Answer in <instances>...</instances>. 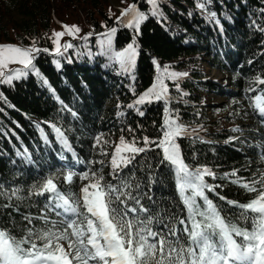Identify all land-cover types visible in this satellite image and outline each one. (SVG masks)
<instances>
[{
    "label": "trees",
    "instance_id": "1",
    "mask_svg": "<svg viewBox=\"0 0 264 264\" xmlns=\"http://www.w3.org/2000/svg\"><path fill=\"white\" fill-rule=\"evenodd\" d=\"M116 2L0 0V44L31 47L35 42L36 47L50 50L41 51L34 60L47 85L32 72L13 79L11 85L0 84V93L7 100L0 101V227L18 237L28 227L42 228L43 221L37 219L42 214L58 219L46 208L48 194H31L33 184L55 175L62 189L71 187L79 192L84 185L79 178L71 186L64 182L62 173L69 166L62 163L63 157L80 173L102 171L105 179L111 180V156L120 137L135 139L137 146H143L144 137L157 140L162 135L166 107L174 118L178 115V122L189 133L178 138L185 163L192 168L206 166L216 173L214 178L206 177L208 183L218 185L207 195L222 214L237 218L240 209L220 197L240 203L254 198V193L233 183L235 177H225V173L235 172L245 181L259 179L256 174L264 171V160L256 147L234 139L233 125L226 126L221 119L213 121L204 112L206 92L225 95L227 90L226 83L207 80L203 71L205 63L230 71L232 83L240 89L232 94L243 90L253 100L259 90L264 92V84L256 82L257 77L264 79V0H159L157 16L150 14L146 0ZM133 3L148 14L139 34L116 21ZM200 3L205 5L203 9ZM64 25H77L81 31L75 38L68 34L60 38L61 44L70 42L73 47L56 55L51 51L55 47L53 33L66 32ZM112 27L117 28L112 39L114 51L123 50L134 37L138 44L130 71L104 54L107 45L102 41L107 38L102 34ZM90 32L91 36L81 39ZM156 62L188 75L177 81L165 80L170 98L167 105L163 101L136 104L155 82ZM15 67L22 66L9 65ZM251 117L255 137L264 138V117L257 109ZM53 124L64 133L71 150L60 142ZM101 133L108 143L97 145L95 137ZM161 159V150L153 144L136 157L134 169L130 165L121 175L139 182L143 205L153 213H166L167 222L172 214L183 218L185 213L172 167L167 162L161 164ZM16 189L19 191L13 195ZM133 191L135 194V188ZM24 216L34 217L30 225ZM239 223L249 227L248 221Z\"/></svg>",
    "mask_w": 264,
    "mask_h": 264
},
{
    "label": "snow or ice",
    "instance_id": "2",
    "mask_svg": "<svg viewBox=\"0 0 264 264\" xmlns=\"http://www.w3.org/2000/svg\"><path fill=\"white\" fill-rule=\"evenodd\" d=\"M146 2L151 5V15L160 14L159 0ZM198 6L205 7L203 3ZM147 19L148 14L133 3L122 10L116 21L139 34L141 24ZM64 28L66 32L53 33L55 47L51 51L56 55H62V49L66 51L73 47L70 42L61 44L60 38L65 34L75 38L81 31L77 25H64ZM116 32L117 28L112 27L102 34L107 38L106 42L102 41L107 45L104 54L119 62L125 71H130L135 66L138 44L134 37L123 50L114 51L112 39ZM91 35L90 32L81 39ZM41 51L50 50L36 47L35 42L31 47L0 44V84L11 85L13 79L19 80L32 72L47 85L48 81L34 64ZM11 64L22 67L10 69ZM155 68V82L136 104L163 101L167 105L170 98L165 80L177 81L179 77L188 75L170 71L168 66L162 67L158 62ZM256 82L264 84V79L257 77ZM174 86L176 89L180 87L179 83ZM254 100L255 108L264 117V95H258ZM0 101L7 103L3 93H0ZM165 113L162 135L157 140L144 137L143 146H137L135 139L129 141L120 137L111 156V180H106L102 171L76 173L69 170L62 173L67 185L71 186L76 178L88 181L79 192L72 191L71 187L62 189L59 177L55 175L33 184L31 194H48L46 208L58 219L42 214L37 219L43 221V227H28L19 237L0 227V264H264V173L259 179L250 181L236 176L235 172L225 173V177H235L233 183L255 195L246 203L220 197L240 209L237 218L222 214V209L207 195V192H215L218 185L208 183L206 177L214 178L216 173L206 166L192 168L185 163L178 138L189 133L178 122V115L174 118L167 107ZM139 114L144 115L143 111ZM51 127L60 142L71 150L61 129L55 124ZM95 141L97 145L108 143L102 133L95 137ZM153 144L162 152L160 163L167 162L172 167L185 213L183 218L172 214L165 222L166 213H153L144 207L139 182L133 183L132 176L121 175L130 165L134 169L136 157L150 150ZM261 159L264 160V155ZM18 191L13 190V195ZM33 219L24 216L29 225ZM239 221H248L249 227H242ZM64 242H67V248Z\"/></svg>",
    "mask_w": 264,
    "mask_h": 264
},
{
    "label": "rangeland",
    "instance_id": "3",
    "mask_svg": "<svg viewBox=\"0 0 264 264\" xmlns=\"http://www.w3.org/2000/svg\"><path fill=\"white\" fill-rule=\"evenodd\" d=\"M112 2L117 3L116 0H112ZM18 15L19 13L16 12L15 16ZM203 72L204 77L209 81L218 84H222V82L226 83L224 87L225 91L227 90L225 95L218 94L214 91L206 92L203 95L206 103L204 112H206L207 116L213 121L215 119H221L226 126L233 125L234 127L230 128V130L235 135H238L237 138L242 144L247 145L249 140L250 142H255L256 137L252 131L254 128L252 127L253 119L251 117L252 108L255 107V100L251 102L250 96L243 90L241 94H232L233 91L238 92L240 89L237 85L232 83L233 74L230 71H220L205 63ZM213 109H221L222 111L215 112ZM71 171L76 172V170ZM262 173H264V171L256 175L260 176ZM86 183V181L83 182V184ZM64 245L67 248V242H64Z\"/></svg>",
    "mask_w": 264,
    "mask_h": 264
}]
</instances>
